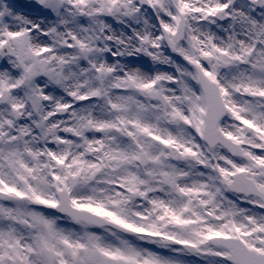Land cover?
Listing matches in <instances>:
<instances>
[{"label": "snow or ice", "instance_id": "snow-or-ice-1", "mask_svg": "<svg viewBox=\"0 0 264 264\" xmlns=\"http://www.w3.org/2000/svg\"><path fill=\"white\" fill-rule=\"evenodd\" d=\"M0 264H264V0H0Z\"/></svg>", "mask_w": 264, "mask_h": 264}]
</instances>
